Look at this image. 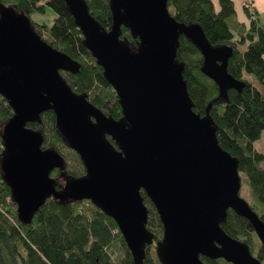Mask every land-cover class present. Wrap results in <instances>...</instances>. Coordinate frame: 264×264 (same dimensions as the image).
Here are the masks:
<instances>
[{
  "label": "water",
  "instance_id": "1",
  "mask_svg": "<svg viewBox=\"0 0 264 264\" xmlns=\"http://www.w3.org/2000/svg\"><path fill=\"white\" fill-rule=\"evenodd\" d=\"M63 1L117 93L123 117H108L75 93L61 72L76 73L78 64L46 43L28 16L0 4V95L14 111L2 130L1 167L21 220L30 223L50 198L90 201L117 223L142 264L154 240L144 191L163 224L162 264H204L201 257L262 264L222 228L232 210L250 222L264 247V220L241 196L240 162L220 146L210 114L195 112L185 63L177 59L185 36L202 54V72L217 85L219 99L228 101L230 90L244 87L228 72L233 49L213 46L198 24L179 23L169 0H111L110 30L85 0ZM123 26L139 40L137 47L120 39ZM48 111L86 169L82 178H64V187L51 177L64 170V159L43 149L41 131L28 128Z\"/></svg>",
  "mask_w": 264,
  "mask_h": 264
},
{
  "label": "trees",
  "instance_id": "2",
  "mask_svg": "<svg viewBox=\"0 0 264 264\" xmlns=\"http://www.w3.org/2000/svg\"><path fill=\"white\" fill-rule=\"evenodd\" d=\"M85 1L94 19L110 30L111 0ZM0 4L28 16L46 43L78 64L76 73L61 72L75 93L85 95L108 117H123L117 93L84 45V36L63 0H0ZM168 9L179 23L200 25L213 46L233 49L228 72L244 87L240 92L230 90L228 101L219 99L217 85L202 72V54L185 36L180 38L177 59L185 63L184 79L195 112L210 114L218 127L220 146L239 160L240 175L257 203L250 206L257 213L259 205L264 208V154L254 146L264 133V26L256 13L252 15L247 10L250 25L239 23L232 0H169ZM49 12L54 16L52 24L33 20L34 16L43 17ZM120 39L133 48L139 43L125 26ZM13 116L9 102L0 95V264H136L117 223L90 201L50 198L30 223L21 220L1 167L2 130ZM28 128L41 131L45 138L43 149H54L65 161L64 170L51 173L53 179H79L86 175L81 157L59 135L53 111L42 115L41 124H29ZM141 194L149 211L147 228L154 237L153 244L146 246L142 264H162L157 245L164 235L163 224L146 193ZM258 215L264 220V213ZM222 228L232 239L247 244L252 255L257 253V259L264 264V247L248 220L229 210ZM201 260L204 264H230L223 259Z\"/></svg>",
  "mask_w": 264,
  "mask_h": 264
},
{
  "label": "rangeland",
  "instance_id": "3",
  "mask_svg": "<svg viewBox=\"0 0 264 264\" xmlns=\"http://www.w3.org/2000/svg\"><path fill=\"white\" fill-rule=\"evenodd\" d=\"M246 5H249V8L246 7ZM237 10H239V13L241 14L242 12V9H243V20L240 18V15L237 14L236 12V20L239 22V23H247L250 21L248 16L246 15V10L247 11H254V7H253V3L252 1H248L245 3V7L242 6L241 9H239L238 7H236ZM254 17V16H253ZM53 18L54 16L52 15V13H48L47 15L43 16V17H39V16H34L33 17V20L39 22V23H42V22H46L48 24H52L53 22ZM259 19L261 21V24L264 26V14H260L259 15ZM4 130V128H3ZM255 148L258 149L260 152H262L264 154V133L262 135V138L257 141L255 144H254ZM263 168H264V163H262L261 165ZM242 181H243V186H242V189H241V195L245 198V200L250 204V203H254V204H257L255 199L253 198V196L251 195L250 193V189L248 187V185L246 184L245 182V178L244 176H242ZM60 184L64 187V185L66 184L67 180H64L63 178L60 180ZM257 213L258 214H263L264 213V208L263 206L259 205L257 207ZM256 257L259 256L257 253H253ZM263 258H264V254H263Z\"/></svg>",
  "mask_w": 264,
  "mask_h": 264
},
{
  "label": "crops",
  "instance_id": "4",
  "mask_svg": "<svg viewBox=\"0 0 264 264\" xmlns=\"http://www.w3.org/2000/svg\"><path fill=\"white\" fill-rule=\"evenodd\" d=\"M234 2L235 5V9L237 10L236 7H238L239 9L243 7H245V3L248 1H252L253 3V7H254V12L256 13V15H258L257 17H259L260 14H264V0H232ZM238 11V12H237ZM237 14L240 15V18L243 20V9L241 14L239 13V10H237ZM245 24L246 26L250 25V21L247 23H242Z\"/></svg>",
  "mask_w": 264,
  "mask_h": 264
},
{
  "label": "built area",
  "instance_id": "5",
  "mask_svg": "<svg viewBox=\"0 0 264 264\" xmlns=\"http://www.w3.org/2000/svg\"><path fill=\"white\" fill-rule=\"evenodd\" d=\"M246 7L247 8H249V5H246ZM252 15H254L255 14V12L254 11H249Z\"/></svg>",
  "mask_w": 264,
  "mask_h": 264
},
{
  "label": "flooded vegetation",
  "instance_id": "6",
  "mask_svg": "<svg viewBox=\"0 0 264 264\" xmlns=\"http://www.w3.org/2000/svg\"><path fill=\"white\" fill-rule=\"evenodd\" d=\"M261 252H262V250H261ZM263 254H264V252H263ZM254 257H256L255 255H253ZM257 258V257H256Z\"/></svg>",
  "mask_w": 264,
  "mask_h": 264
}]
</instances>
